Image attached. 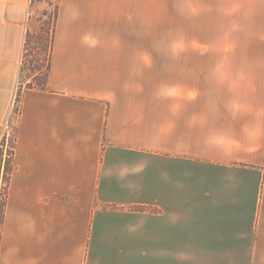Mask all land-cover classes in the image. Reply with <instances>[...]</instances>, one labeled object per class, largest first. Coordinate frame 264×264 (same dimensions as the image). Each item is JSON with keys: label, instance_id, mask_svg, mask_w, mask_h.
<instances>
[{"label": "crops", "instance_id": "1", "mask_svg": "<svg viewBox=\"0 0 264 264\" xmlns=\"http://www.w3.org/2000/svg\"><path fill=\"white\" fill-rule=\"evenodd\" d=\"M151 2L59 0L20 87L32 0H0V264H264V0L162 5L158 43Z\"/></svg>", "mask_w": 264, "mask_h": 264}, {"label": "rangeland", "instance_id": "2", "mask_svg": "<svg viewBox=\"0 0 264 264\" xmlns=\"http://www.w3.org/2000/svg\"><path fill=\"white\" fill-rule=\"evenodd\" d=\"M151 42H174V20L158 18L160 6L167 8V13L173 11L175 1L178 0H151ZM180 2L182 0H179ZM163 2V4H162ZM56 0H33L32 21L26 33L24 50L20 66L19 83L21 86H40L47 74L48 48L50 45L51 29L54 25ZM163 23V27L162 24ZM161 30L164 31L160 35ZM174 51L152 50V58H174ZM4 186L2 185L1 201L3 200ZM0 201V202H1ZM3 203H1L0 207Z\"/></svg>", "mask_w": 264, "mask_h": 264}, {"label": "built area", "instance_id": "3", "mask_svg": "<svg viewBox=\"0 0 264 264\" xmlns=\"http://www.w3.org/2000/svg\"><path fill=\"white\" fill-rule=\"evenodd\" d=\"M18 107H19L18 97L16 96L11 103L10 110L8 112V117L2 124H0V147L3 150L5 159H8L11 154L10 143L12 140V133L9 131V128L11 126L10 119L12 115L17 114ZM0 195H1V192H0Z\"/></svg>", "mask_w": 264, "mask_h": 264}, {"label": "trees", "instance_id": "4", "mask_svg": "<svg viewBox=\"0 0 264 264\" xmlns=\"http://www.w3.org/2000/svg\"><path fill=\"white\" fill-rule=\"evenodd\" d=\"M33 1V0H32ZM58 1L59 0H56V5H55V17H54V24H55V20H56V17H57V11H58ZM53 32H54V25H53V28L51 29V36H50V45H49V50H48V58H47V74H48V70H49V58H50V53H51V47H52V42H53ZM47 74H46V77H47ZM46 77L42 83V85L40 86H43L45 84V81H46Z\"/></svg>", "mask_w": 264, "mask_h": 264}]
</instances>
